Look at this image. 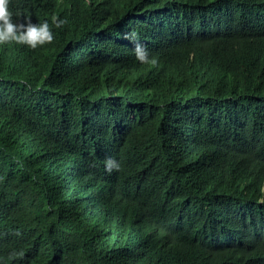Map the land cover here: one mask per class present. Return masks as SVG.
I'll return each instance as SVG.
<instances>
[{
	"label": "trees",
	"instance_id": "1",
	"mask_svg": "<svg viewBox=\"0 0 264 264\" xmlns=\"http://www.w3.org/2000/svg\"><path fill=\"white\" fill-rule=\"evenodd\" d=\"M9 9L55 39L0 45V264H264V0Z\"/></svg>",
	"mask_w": 264,
	"mask_h": 264
},
{
	"label": "clouds",
	"instance_id": "2",
	"mask_svg": "<svg viewBox=\"0 0 264 264\" xmlns=\"http://www.w3.org/2000/svg\"><path fill=\"white\" fill-rule=\"evenodd\" d=\"M9 3L10 0H0V45L15 43L35 50L54 41L55 37L47 20L43 23L34 24L29 17L25 16L26 22L14 21V13L9 9ZM22 15L20 12L15 13L18 18ZM51 22L56 28H63L67 23L65 19H60L56 15L51 17ZM136 36L135 31H132L126 33L124 38L135 40ZM134 51L136 59L142 64L157 65V59L155 57L149 58L148 51L143 45L137 43ZM119 167V163L114 159L110 158L106 161L105 168L108 172L114 169L119 170ZM16 234L20 235L19 232ZM23 255V252H12L9 255V259L22 258Z\"/></svg>",
	"mask_w": 264,
	"mask_h": 264
}]
</instances>
